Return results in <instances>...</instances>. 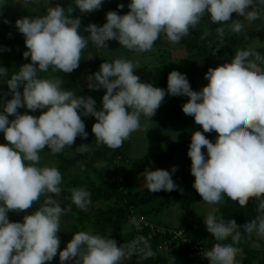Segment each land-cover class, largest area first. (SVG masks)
I'll use <instances>...</instances> for the list:
<instances>
[{
    "label": "clouds",
    "instance_id": "1",
    "mask_svg": "<svg viewBox=\"0 0 264 264\" xmlns=\"http://www.w3.org/2000/svg\"><path fill=\"white\" fill-rule=\"evenodd\" d=\"M50 3V0H49ZM103 0H74V7L59 4L50 6L42 16H26L15 22L25 37L28 51L23 53L31 63L6 81L11 99L0 107V132L6 144H0V264H47L59 254L60 264H121L133 255V245H120L115 239L79 231L63 250L60 248L61 217L66 211L58 197L62 188V174L56 166H38L39 153L47 147L53 155L72 146L77 138H87L82 116L95 117L92 133L97 146L110 149L122 147L131 135L141 129V117L150 120L166 95L186 96L182 105L185 115L192 116L203 132L195 131L187 155L191 159L193 188L202 201L214 205L225 196L241 208L250 199L258 201L259 213L243 230L249 238L253 234L264 238V55L253 49L237 50L230 62L205 73L207 85L193 91L185 74L173 70L167 77V90L141 82L134 74L137 66L126 59L103 62L99 70L89 76L90 90L104 89L99 109L91 96H78L63 90V81L41 79L37 70L49 68L70 74L79 67L83 50L89 42L97 48H107L116 40L129 51L148 52L164 34L177 44L197 28L205 16L210 23L228 25L233 33L244 31L243 21L252 22L264 17V0H131L127 14L106 13V23L88 24L81 34V19L73 18L100 9ZM123 9L124 5L117 6ZM243 21L232 19V14ZM232 21L231 24H228ZM206 28L201 39L209 34ZM223 36L224 27L215 29ZM8 69L0 67V76ZM23 88V91L18 89ZM19 108L39 116L20 114ZM9 116L14 119L9 120ZM217 133L215 142L204 133ZM207 150V158L202 151ZM78 151H89L81 145ZM171 172L164 169H145L144 186L152 192L178 190ZM180 191H183L180 189ZM41 196L44 203L22 222H10L9 212H24L33 207ZM71 201L82 211L91 204L90 193L73 189ZM206 230L217 241L204 252L209 264H238L243 250L242 239L234 219H217L209 214L204 219ZM147 246V242L145 241ZM155 253L147 251L145 258Z\"/></svg>",
    "mask_w": 264,
    "mask_h": 264
},
{
    "label": "rangeland",
    "instance_id": "2",
    "mask_svg": "<svg viewBox=\"0 0 264 264\" xmlns=\"http://www.w3.org/2000/svg\"><path fill=\"white\" fill-rule=\"evenodd\" d=\"M119 4H123V10L128 12V4L131 0H115ZM7 4V5H6ZM56 4L61 5L65 9L72 5L74 7V0H0V67L8 69L7 76H0V105L6 99H11V95L5 96L9 93L6 81L11 76L19 71V68L27 63H31V58H24L23 53L28 51L25 46V37L21 34L15 26V22L19 18L26 16H42L46 14V10L50 6ZM4 5L6 7L4 8ZM73 18L79 17L81 19V34L87 36L88 34L83 29L90 23H94L97 26H102L106 23L105 16L95 17L94 14L87 13L81 14L78 9L72 13ZM232 19L242 20L243 17H237L235 13L232 14ZM229 21L228 24H231ZM244 31L241 33H233L229 30L228 25H217L210 23V18L205 16L201 23L197 26L196 30L205 31L209 28V34L214 38L207 42V48L214 50L209 52V57L212 60H217L219 64L230 62L234 57L237 50L253 49L259 52L261 55L264 51V41H260L257 35L264 34V17L252 22L243 21ZM217 27H224L225 32L221 37L217 35L215 29ZM205 54L201 51H197L194 48L186 47L184 44L170 43L164 34H161L157 41L154 43L153 49L148 52L129 51L128 49L120 46L118 41L110 40L107 42V48H97L94 44L89 42L88 46L83 50L79 67L70 74H65L60 71H54L49 68L46 72L37 70V76L41 79H61L63 83L61 88L63 90L72 91L78 96H91L95 101L97 108L102 107V97L105 93L104 89L90 90L88 87L89 76L99 70V66L103 62H113L116 59L131 60L137 69H134V74L140 77L141 82L150 83L154 87L162 88L156 79V69L159 66H168L170 69L179 71L185 74L193 91H199L202 87L206 86L208 81L205 79L206 65ZM23 91L21 87L18 89ZM188 97L186 96H171L166 95L161 106L156 111V114L150 119L146 120L141 117V129L134 132L131 137L126 140L122 147L115 150L108 148L105 145L97 146L95 136L92 133V125L96 122L95 117L82 116V120L85 123V131L88 133L87 138L77 136L72 146L65 147V149L56 155H53L51 151L45 147L39 155L41 157L38 166H56L62 174V192L58 197H54L60 206H71L74 203L71 201V195L73 189L84 188L90 194L96 187H105L109 191H112L114 187L118 188L116 195L121 198L124 196L125 189V173L130 169L131 162L134 159L142 157L147 152H159L165 149L168 144L183 140L191 137L195 131L203 132L201 126L197 125L192 116L185 115L181 111L179 116L167 119L168 110L174 104L177 107H182L186 103ZM3 109L0 107V112ZM20 114H29L33 116H39L40 110L31 112L26 108H19ZM14 119L13 116H9V120ZM217 133L209 139L213 143L215 142ZM4 134L0 132V144H6ZM81 145H88L89 151L80 152L78 147ZM206 150V148H205ZM207 152V150H206ZM87 159L84 162L82 159ZM173 166H176L177 171L172 174L173 181L178 185V189L183 191L193 190L194 176L189 172V168L184 161L183 155L180 151H176L173 157L160 167L155 162L151 161L147 165V169L156 170L164 169L171 172ZM145 168V169H146ZM140 172L133 186L130 188L132 193L142 192L146 190L144 186V171ZM45 197L41 196L40 200L33 205L32 208L24 212H9L13 219L22 221L23 216L31 214L37 208L44 203ZM110 201H96L93 203L95 207L105 206ZM219 204L210 205L202 201L200 197L192 204L198 216L205 219L209 214H213L220 218V214H216ZM145 205L142 208L147 209L154 205ZM258 201L250 199L248 206L251 208V213L257 216ZM89 208L87 209V211ZM136 212V209H134ZM87 211H76L71 215L61 217L60 231L57 235L60 238V250H63L67 243L72 239L73 234L79 231H87L92 234L93 229L90 226V222H80L81 218ZM142 212V211H141ZM138 213V212H136ZM184 210L179 204L171 205L164 208L159 213H147V218L153 220L156 223L167 226H179L183 220ZM145 214V213H144ZM131 224V223H130ZM206 227V226H205ZM242 237L244 230L240 228ZM253 241L248 244L247 264H264V238L252 235ZM205 251L210 250L217 243H231L229 238L226 241L212 240L208 241L207 237H204ZM242 249L243 240L241 239L238 245H235ZM148 250V247L146 249ZM151 251V250H150ZM153 252V251H152ZM154 256L140 257L132 260L133 264H172L175 256L174 253L154 251ZM237 256V261H240V257ZM195 259L196 257H192ZM201 261V260H200ZM47 264H60L59 254ZM70 264V262H66ZM194 264V262H190ZM203 264V263H201Z\"/></svg>",
    "mask_w": 264,
    "mask_h": 264
},
{
    "label": "trees",
    "instance_id": "3",
    "mask_svg": "<svg viewBox=\"0 0 264 264\" xmlns=\"http://www.w3.org/2000/svg\"><path fill=\"white\" fill-rule=\"evenodd\" d=\"M6 5H4V8L6 7ZM118 5L119 3L115 0H103L100 9L93 11L92 14H94L95 17H106V13L108 11H116L120 15L127 14L126 11L118 8ZM203 34L204 31L201 29L196 31L191 30L190 34L182 38L179 43L184 44L186 47L194 48L197 51L203 52L206 56V70H208L209 68H215L219 63L217 60H212L209 57V52L214 49L212 48L211 50H209L207 48V42L212 40L214 36L207 35L206 37L201 39ZM257 36L260 41H264V34H260ZM262 55H264V53H262ZM156 71V79L158 80L159 84L162 85V89L167 90V77L172 69H170L168 66H159L157 67ZM168 111L169 112L167 115V119H171L180 115L182 107H177L174 104L171 108H169ZM204 135L208 139H211L215 135V132L213 131L211 133H204ZM190 143L191 137L174 141L168 144L165 149L159 152H147L142 157L132 160L130 169L125 173L126 180L123 188L125 189L126 193H124V196H121L120 198L116 195V191H118L117 187H114L112 191H109L105 187H96L90 194L91 204L88 207L89 210L81 218L80 222H90V226L93 229L94 234H99L106 238L115 239L120 245H130L134 239L132 226L129 221L130 208L136 209L140 205L155 203L153 207L148 211V213H159L162 212L166 207L179 204L185 212V214L183 213V220L181 221L179 226L189 231L190 235L194 239L204 240V237H207L208 241L215 240V238L207 232L204 224V219L200 218L195 209L192 207V204L201 197L195 189L191 191H180L178 189L171 192L159 191L155 193H152L147 189L142 192L136 193H132L130 190L137 175L142 172L151 161L162 167L163 164H165L173 157L176 151H180L182 153L184 161L189 168V172H191V159L187 155ZM202 151L205 153V156L207 158V152L205 148H203ZM82 160L84 162H87V159L85 158H83ZM100 200H104L107 202L110 200L113 201L112 203H107L105 206L95 207L93 203ZM61 207L64 209H71L70 211H66L64 215H62L64 217H67L72 213L80 210L78 207H76L75 204L71 206ZM216 214H220L219 219L222 218L226 221L234 219L238 225H241L242 229V226L244 224L250 222L256 217L251 213L250 206L246 205L245 207L241 208L237 202L231 201L226 196L224 198V202L219 206ZM8 218L10 222H22L13 219L12 215L10 214H8ZM127 224L131 226V231L125 233L124 228ZM242 240L243 253L238 264H247L248 244L253 241V237L251 236V238H249L247 234L244 233ZM154 241L150 243L148 250H155ZM163 252L174 253L175 258L172 264H190V262H194V264L202 263L199 258L193 259L192 257H190L189 251L184 248L171 247L165 249ZM121 264H133V261L130 257L123 260Z\"/></svg>",
    "mask_w": 264,
    "mask_h": 264
},
{
    "label": "built area",
    "instance_id": "4",
    "mask_svg": "<svg viewBox=\"0 0 264 264\" xmlns=\"http://www.w3.org/2000/svg\"><path fill=\"white\" fill-rule=\"evenodd\" d=\"M129 221L133 231V255L131 260L144 257L147 247L150 243L155 242L154 251H164L165 249L175 247L184 248L189 251L190 257H196L203 264H209L204 257L205 242L202 239H194L189 231L181 226H167L151 221L142 213H136L134 208L129 210ZM147 242V246L145 245ZM153 251V252H154Z\"/></svg>",
    "mask_w": 264,
    "mask_h": 264
},
{
    "label": "crops",
    "instance_id": "5",
    "mask_svg": "<svg viewBox=\"0 0 264 264\" xmlns=\"http://www.w3.org/2000/svg\"><path fill=\"white\" fill-rule=\"evenodd\" d=\"M152 203H147V204H144V205H140L138 208H136V212H138V213H145L144 215L146 216V214L148 213V211L153 207V205L152 206H150V207H148L147 209H145V208H142L143 206H145V205H151ZM164 210V209H163ZM142 211V212H141ZM147 217V216H146ZM149 219V218H148ZM151 220V219H150ZM151 221H153V220H151ZM154 222V221H153ZM131 231V226L129 225V224H127L126 225V227L124 228V232L125 233H127V232H130Z\"/></svg>",
    "mask_w": 264,
    "mask_h": 264
}]
</instances>
